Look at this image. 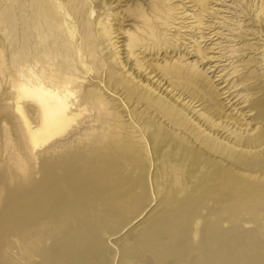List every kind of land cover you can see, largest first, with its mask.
<instances>
[{
  "label": "rangeland",
  "instance_id": "374dc122",
  "mask_svg": "<svg viewBox=\"0 0 264 264\" xmlns=\"http://www.w3.org/2000/svg\"><path fill=\"white\" fill-rule=\"evenodd\" d=\"M142 1L153 0H0V264H264V157H254V172L234 174L229 185H215L211 175L207 182L198 178L185 183L204 163L190 159L192 168L183 169L180 179L169 173L174 167L166 157L172 145L167 140L180 137L178 129L187 127V120L135 96L122 104L125 100L100 87L89 90L92 99L78 120L81 134L69 136L53 127L40 132L41 147L30 141L27 129L45 124L31 101L26 102L25 119L15 107L22 65L32 64L40 73L55 68L64 75L65 32L89 42L99 30L113 27L128 38L144 20ZM162 1L165 16L158 40L138 46L135 53L159 65V79L173 100L183 103L193 96L208 109L207 98L215 93L200 84L210 79L226 86L220 92H242L237 106L248 105L245 111L255 106L254 115H264L263 78L257 74L263 72L257 58L264 51L246 50L253 40L243 30L255 28L256 14L264 16V2L260 10L261 0H208L216 12L206 17L193 2ZM66 13L74 21L70 26H65ZM199 18L204 25H197ZM130 61L135 63L134 57ZM125 117L130 120L123 121ZM251 122L257 127L258 122ZM104 125L120 140L118 160L80 178L76 169L90 160L78 142ZM143 131L151 134L153 144L169 148L150 152L140 137ZM75 177L65 194V182ZM213 186L214 195L182 199L185 192ZM222 191L233 196L220 200ZM208 207L212 211L206 213Z\"/></svg>",
  "mask_w": 264,
  "mask_h": 264
},
{
  "label": "bare ground",
  "instance_id": "6f19581e",
  "mask_svg": "<svg viewBox=\"0 0 264 264\" xmlns=\"http://www.w3.org/2000/svg\"><path fill=\"white\" fill-rule=\"evenodd\" d=\"M187 1L193 2V6H197L199 11L205 12L206 17L211 13L216 12V7L214 9L212 8V5L210 7V1L208 0ZM163 2L164 1L162 0L143 2L144 20H141L139 23H137L135 34H129L128 38H125L119 31L118 33H115L116 30H113V27L107 28L105 31L99 30L98 34H95L94 36L90 35L91 39L89 42H85L83 40L84 38L79 37V35L76 38V33L65 32L66 49L64 75L55 68L49 70L48 72L44 71L40 73L33 68L32 64H29L27 67L22 65L20 70L21 78L15 86V107L20 116L25 119L27 115L26 102L31 101V103L37 106V115L43 121L41 123H44L45 125H42L40 127L41 129L39 130H32L28 128L27 131L30 138L32 139L30 141L34 143V146H40V144L44 143V139L40 135V132L43 130L45 131L47 128L56 127L58 128V133L65 129V134H69V136H75L77 132L81 134V127L78 126V120H80L84 115V112L87 109V102L92 99V95L89 91L90 89L100 87L107 94L109 93V95L115 97V99L117 98L119 101L125 100L122 102V104L126 103V100L130 96L142 98L146 100L149 107L155 108L156 105H159L162 108L164 107L172 109L178 115L187 120L188 126L178 129V132L182 133V135L180 137L173 136L167 140L168 145L172 144L170 149H167L169 146L164 143L153 144L150 141L151 134L144 131L143 133L141 132L142 134L139 132L140 137H142L150 146V152H155L162 148L169 150L166 159L169 160L170 164L174 167L169 173H172L173 175H176L178 178H180L183 175V169L186 168L187 170L188 167L189 169L192 168L190 159H195L202 161L201 163L204 164L198 168L195 167V173L192 172V174L187 176L185 183H188L189 181L193 182L198 178L199 181L201 180V182H207L209 179L212 180L213 178L217 181L214 182L215 185H229L236 177L234 174L254 172V157H264V115H254V111L252 109L255 110V106H250L247 111H245L243 107H248V105L237 106L239 103H241L240 99L242 97L239 95H241L240 93L242 92L236 93V90H231L230 88H227L226 91L223 90L220 92V89H223L226 86L224 85L218 87L214 84L215 81L210 79L202 80V83L200 82L202 89L205 91L209 89L215 93L213 98H207V102L210 103V107L208 109L203 110L204 102L193 96H189V98L183 103H177V101L173 100L174 97L170 96L167 86L163 88L165 82L161 83L162 79H159L161 76L158 74L157 69L159 65L155 66V64L152 62L142 58L143 56L141 59H139V54L135 53V49L138 46H144L145 44L149 45V41L154 43V41L158 40L160 25L162 24L161 21L165 16V10L162 9ZM263 2L264 0H261L260 10ZM108 5L111 6V3H108ZM209 8L213 10L208 11ZM98 11L99 10H95V14H99ZM187 13L188 12H186V14ZM202 16L204 17V15ZM256 16L257 17L255 21L257 25H252L255 27L253 30H249V27H243L244 33L249 36L248 40H253V42L248 43L249 46L246 47V50L263 49L264 51V16L261 17V15L257 14ZM202 19L203 18H199L196 20V22L198 21V26L202 24ZM72 22L74 21H72V18L66 13L65 26H70ZM192 24H195L194 21ZM146 26H148V29ZM204 36L200 34V38ZM78 38L81 39L80 44H77ZM113 38L115 39L112 40ZM110 50H112L113 53ZM203 50L204 49L200 47L197 48V53L202 57H204L205 54ZM263 54L264 52L259 56V58H257L259 59L258 62L260 63V68H258V70H263V72H259L257 74L259 79L263 78L262 81L264 83ZM90 56H92L91 59L89 58ZM131 57H134L135 63L130 61ZM99 72L100 74H98ZM113 83L116 84L114 87L112 86ZM263 83L262 91H264ZM173 90L175 91V89ZM218 96L224 100H218ZM262 99L263 101L261 105L264 109V96ZM106 102L108 103V101ZM242 102H246V99H243ZM231 106L233 107L230 109ZM197 107L199 108L196 109ZM131 109L127 111L130 112ZM228 109L229 111H227ZM251 111H253V113H250ZM125 118L122 120H130L129 117L126 119ZM252 120L258 122L257 127L253 128L255 122H251ZM73 121H76V123L71 124ZM93 121H95V119ZM133 122L132 124L136 126V124ZM174 128L175 127H173V129ZM95 129L97 131L95 136L87 135L88 137H84V139L78 142L77 145V148H81L82 151L84 150L83 153H85V156L88 158V160H90L88 165L80 164L79 166L82 167H78L76 169L78 170L77 174L80 176V178L84 175H93L94 172L97 171L98 166V171L104 165L108 166L109 163L110 165L112 164L114 166L118 160L120 152L118 146H120V140L116 138V132L114 133L112 127L108 125H104L101 128L96 127ZM175 144L182 147L176 148L174 146ZM192 152L196 154L192 155ZM162 162L163 161H161L159 164L161 165ZM249 163H252L253 167L250 166L251 164ZM168 176L169 174L163 175V180H166ZM250 176L252 177L253 174ZM77 180L78 178L75 177L72 179L69 178L67 182H65V194L69 185L75 184ZM208 187H206L207 190L205 189L200 193L185 192L183 195H181L183 196L182 199L186 200L187 198L197 196L205 198L207 194H213L217 189L215 186L209 189ZM218 195L220 196L218 198L223 201H227L228 199H231V196H233L230 192L227 193L225 191H222ZM176 197L181 199L179 196ZM215 207V210L217 211L222 210L221 206ZM206 210V213L211 212L212 208L208 207ZM141 217L142 215L138 219Z\"/></svg>",
  "mask_w": 264,
  "mask_h": 264
}]
</instances>
